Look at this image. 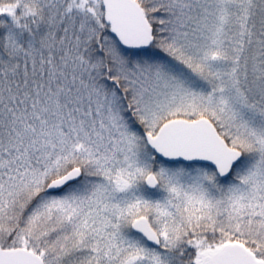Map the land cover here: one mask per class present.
I'll return each instance as SVG.
<instances>
[{
    "label": "snow or ice",
    "instance_id": "snow-or-ice-1",
    "mask_svg": "<svg viewBox=\"0 0 264 264\" xmlns=\"http://www.w3.org/2000/svg\"><path fill=\"white\" fill-rule=\"evenodd\" d=\"M0 264H264V0H0Z\"/></svg>",
    "mask_w": 264,
    "mask_h": 264
}]
</instances>
